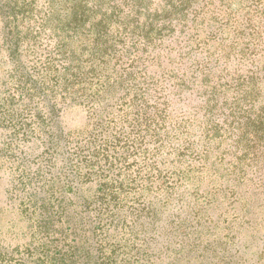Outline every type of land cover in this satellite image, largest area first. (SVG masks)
<instances>
[{
	"label": "rangeland",
	"instance_id": "374dc122",
	"mask_svg": "<svg viewBox=\"0 0 264 264\" xmlns=\"http://www.w3.org/2000/svg\"><path fill=\"white\" fill-rule=\"evenodd\" d=\"M2 24L0 259L57 243L94 264H264V0H0ZM25 124L45 138L16 141ZM92 132L112 142L93 153ZM48 211L65 236L36 232Z\"/></svg>",
	"mask_w": 264,
	"mask_h": 264
},
{
	"label": "trees",
	"instance_id": "16d2710c",
	"mask_svg": "<svg viewBox=\"0 0 264 264\" xmlns=\"http://www.w3.org/2000/svg\"><path fill=\"white\" fill-rule=\"evenodd\" d=\"M163 11H167V9H163ZM157 12H159V11H157ZM176 12H177V8L175 6L171 5L169 7L168 14H167L168 19H171L172 17H175L176 14H179V13H176ZM181 17L183 19V22H182L181 25H180L179 21H170L168 26L166 24H164V27L162 28L163 31H169L172 28H177V27H180V31L182 33H185L186 30H189L190 29V27L188 26L189 24L185 25V23H186V13L182 14ZM6 27H8V26L6 25ZM6 27L4 28L3 24L0 25V28L4 32V35H5L4 29H6ZM5 43H6V41L3 40V43L1 42V44H0V48H3ZM2 51L3 50L0 51V60L2 59V55H1ZM171 56L172 55L170 53L166 52V53H163L160 56V59H162L163 61H166L167 59L171 58ZM3 57H4V55H3ZM168 63H170V59H169ZM22 64H24V61H23ZM176 71H177L176 73H178V81H177V84H176V88H175V83L172 82V81H169V83H172L171 87H174L175 89L179 88V86L181 84L188 83V78L186 76L185 71L181 72V70L179 69L178 66L176 68ZM175 74L173 75V77H175ZM171 79H174V78H171ZM178 91H180V90H178ZM44 101H45V103L48 102L47 104H50L51 108H53V109L55 108L56 105H55V102H54V97H45ZM146 101H148V100L146 99ZM132 103H134V102H132ZM161 103H163V102H161ZM147 108H149L148 107V103L144 107L143 110H140L141 113L146 114L145 111H146ZM140 111L138 110V113H137L139 115V117L142 116L140 114ZM156 113H159V112L156 111L155 114ZM57 118L58 117H54V119H53L54 123L53 122L51 123L50 131L53 134V138H56V140L58 142L67 143L68 139L70 138L71 132L69 130H67V127H65L63 125V123L61 122V120L59 118H58V121H57ZM34 119H36V116H34ZM19 129L24 130V132L21 133L22 134V138H19V137H17L18 135H16V138H15L16 141H18V140H21L23 142H27V141L29 142V141H33V140L39 141V139L43 140L45 138V136H43V137L41 136V137H39V139H36L34 137V130L29 129V127L26 124L24 125L23 128L19 127ZM37 134H42L41 130H37ZM87 137L90 138V139L88 138L89 139L88 143H87V145H89L88 148L91 149V151L93 153H95L97 150L101 149L103 146L109 145L112 142V139H111L110 135H108L107 133L94 134L92 132V134H88ZM98 142H102V143H100L101 147L99 149L97 148ZM99 183H100V181H99ZM98 189H99V191H104V185H102V184L99 185ZM111 205H112V203H111ZM109 208H110V205H106V206L104 205L103 207L98 209V212H97L98 216H96L95 218H91L89 220V224L91 225V227H93L94 225L98 224V228L100 230V233H94L92 236L96 237L97 234H102V233H105V232H106V235H107V232L111 229V227L106 228L105 225L103 223H101V222L100 223H96V221H94V220H98L97 218H100L99 216L103 212H105L104 216L110 217L109 216V211H110ZM73 213L75 214L76 212H73ZM50 214L51 213H49V211H48L49 217H47V216H45L43 214V216H41V222L37 221V223L33 224V226L36 227V232L38 233V231L40 229H42V230L45 229V227L42 225V223H45L47 225V223L49 222L50 223V227H49V231L50 232H55L57 234H62V237L65 236L66 231L64 232V227L65 226L62 224V221H61L62 216L59 215V212H57L53 217ZM117 218H121V217H119V215H118ZM103 219H107V218L102 216L100 218V221H102ZM69 220H71V219L69 218ZM73 220H78V219H73ZM78 222L80 224L81 220H79ZM77 229H78V227H77ZM95 232H97V231H95ZM73 234H76V233H73ZM52 235H54V234H52ZM64 241L67 242V238H65ZM31 247H32L34 252L31 251ZM72 247L73 246H71L70 249H72ZM58 248H60L61 250H59ZM70 249L68 248V250L65 251V252H68V253L64 254L63 253V247H62L61 244L60 245L57 244V243H56V245L50 244L49 249L45 250L44 248H41L40 245H33V243H30V246L24 247V251L23 252L16 251V249H12V251H7L8 252L7 255H10L9 256L10 258H6V257L1 258L0 259V264H94L96 255L92 254L90 252V248H88V250H85V251H80L81 255L79 256L77 261H76V258L74 257V256H76L75 252H71ZM36 253H38V254H36ZM107 258H109V257H103V260L107 259Z\"/></svg>",
	"mask_w": 264,
	"mask_h": 264
}]
</instances>
